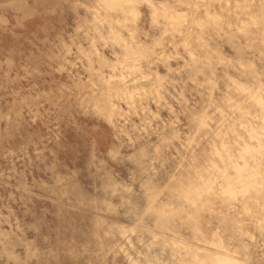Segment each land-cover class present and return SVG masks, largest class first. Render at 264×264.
<instances>
[{
	"label": "rangeland",
	"instance_id": "374dc122",
	"mask_svg": "<svg viewBox=\"0 0 264 264\" xmlns=\"http://www.w3.org/2000/svg\"><path fill=\"white\" fill-rule=\"evenodd\" d=\"M243 263L264 0H0V264Z\"/></svg>",
	"mask_w": 264,
	"mask_h": 264
},
{
	"label": "bare ground",
	"instance_id": "6f19581e",
	"mask_svg": "<svg viewBox=\"0 0 264 264\" xmlns=\"http://www.w3.org/2000/svg\"><path fill=\"white\" fill-rule=\"evenodd\" d=\"M217 83H218V82H217ZM154 186H155V185H154ZM156 186H157V185H156ZM179 204H180V203H179ZM155 208H156V207H155ZM214 210H215V209H214ZM191 212H192V211H191ZM192 214H193V213H192ZM199 217H200V216H199ZM98 219H99V218H98ZM115 219H116V218H115ZM118 219H119V218H118ZM118 219H117V220H118ZM99 220H100V219H99ZM115 221H116V220H115ZM99 222H100V221H99ZM116 222H117V221H116ZM122 222H123V221H122ZM124 223H125V222H124ZM126 223H127V222H126ZM161 223H162V222H161ZM94 224H95V223H94ZM105 224H106V223H105ZM113 224H114V223H113ZM100 225H101V224H100ZM100 225H99V226H100ZM108 225H109V224H108ZM111 225H112V224H111ZM164 225H165V224H164ZM99 226H98V227H99ZM106 227H107V226H106ZM115 227H118V226H115ZM115 227H113V229H114ZM170 228H171V227H170ZM104 229H105V228H104ZM104 229H103V230H104ZM96 230H97V229H96ZM98 230H99V229H98ZM106 230H107V229H106ZM112 231H114V230H112ZM105 232H106V231H105ZM109 232H110V231H109ZM106 233H107V232H106ZM110 234H111V233H110ZM98 236H99V235H98ZM111 236H112V235H111ZM93 237H95V236H93ZM126 237H127V236H126ZM104 239H105V238H104ZM118 241H119V240H118ZM99 244H100V242H99ZM101 245H102V244H101ZM109 246H110V245H109ZM111 246H113V245H111ZM116 246H117V245H116ZM99 248H100V247H99ZM101 254H102V252H101ZM171 255H172V254H171ZM102 259H103V258H102ZM243 264H247V263H243Z\"/></svg>",
	"mask_w": 264,
	"mask_h": 264
}]
</instances>
